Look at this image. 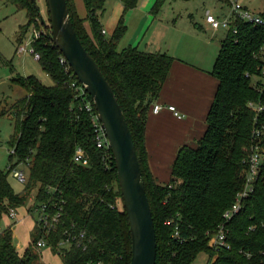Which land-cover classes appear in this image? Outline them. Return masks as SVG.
Wrapping results in <instances>:
<instances>
[{"label":"trees","instance_id":"1","mask_svg":"<svg viewBox=\"0 0 264 264\" xmlns=\"http://www.w3.org/2000/svg\"><path fill=\"white\" fill-rule=\"evenodd\" d=\"M107 1L84 0L88 17L82 19L74 1L67 0L78 37L114 90L131 130L155 223L156 264H192L201 252L210 255V264H264V161L254 193L227 224L230 249L216 250L213 245L225 212L246 186L255 144L253 131L264 125V110L256 123L257 113L250 106L254 103L264 109V29L242 21L233 22L228 29L211 72L218 87L207 115V129L195 146L179 150L170 182L161 184L149 168L145 135L149 113L169 78L174 58L133 46L120 50L119 43L127 33L125 15L140 0H119L124 15L111 37L103 34L99 20ZM166 1L157 0L151 13L156 14ZM7 2L27 14L21 34L30 25L40 28L41 11L33 0ZM261 16L264 18V10ZM33 46L53 85L46 86L35 76L12 78L27 96L10 109L14 115L10 145L15 149L10 154V168L25 167L29 181L21 193H15L8 180L12 170L0 169V218L25 205L38 188L40 201H45L49 188L62 193L64 215L61 228L52 235L46 236L37 226L33 249L23 257L14 246L12 227L2 231L0 264H44L35 251L38 242L46 239L57 253L63 227L72 224L93 241L87 251L75 247L59 255L64 264H130L131 235L113 154L97 148L91 117L71 87L72 79L60 64L62 54L50 37L42 36ZM260 147L264 156V135ZM78 148L85 151L87 166L74 162ZM110 204L118 207L112 210ZM176 228L183 243L173 237Z\"/></svg>","mask_w":264,"mask_h":264},{"label":"rangeland","instance_id":"2","mask_svg":"<svg viewBox=\"0 0 264 264\" xmlns=\"http://www.w3.org/2000/svg\"><path fill=\"white\" fill-rule=\"evenodd\" d=\"M157 0H140L138 7L134 11L132 20L127 26V33L120 42L119 49L125 47L136 29L138 20L143 19L145 12H151ZM119 3V0H108L106 3L107 10L110 11L112 6ZM148 7L146 8L147 4ZM241 3L248 7L253 13L261 14L264 10V0H241ZM36 4L41 11V15L46 23H48V9L46 0H36ZM211 11L220 20L230 13V7L219 0H167L160 10L154 14H150V23L155 20L153 26L149 30V25L140 38L138 44L142 50L146 42L156 37V32L162 37V52L167 53L171 57H177L188 63H196L198 61L214 63L218 56L221 40L224 38L228 29L220 28L214 30L205 25L206 12ZM131 11L125 15V19ZM156 18V19H155ZM27 14L25 11L18 10L12 3L7 0H0V169L6 170L10 167V153L12 147L10 139L14 134V115L10 109L23 97L27 96V92L15 85L11 79L17 75L28 77L35 76L44 85L52 86L51 77L45 73L39 62L35 60L30 51L23 54L18 53L19 46H26L28 50L33 48V32L37 28L30 25L25 34H21V28L27 25ZM199 24V25H198ZM43 28V24L40 23ZM202 28L205 30L202 31ZM149 30V31H148ZM144 38V39H143ZM159 38V39H160ZM158 40V39H157ZM138 44L136 46H138ZM12 65V66H11ZM13 67V69H12ZM3 112L6 114L1 115ZM9 183L15 193L23 190L12 175L8 178ZM34 193V199L33 198ZM25 205L16 208L18 218L11 221L8 214H4L0 218V224L13 229L14 246L20 256H25L26 252L33 249V239L35 236V225L39 218L38 208L42 206V202L38 199L39 188L36 189ZM19 194V193H18ZM30 210V214H28ZM20 217V218H19ZM9 220L6 226L5 221ZM40 253V258L44 264H64L62 258L49 248L43 250L35 249ZM215 261V259H213ZM212 262L207 252H201L192 264H210Z\"/></svg>","mask_w":264,"mask_h":264},{"label":"water","instance_id":"3","mask_svg":"<svg viewBox=\"0 0 264 264\" xmlns=\"http://www.w3.org/2000/svg\"><path fill=\"white\" fill-rule=\"evenodd\" d=\"M36 4V0H33ZM50 39L66 58L99 115L117 170L131 235L130 264H156L157 236L132 133L116 94L73 25L67 0H46ZM41 23L46 22L41 17Z\"/></svg>","mask_w":264,"mask_h":264},{"label":"crops","instance_id":"4","mask_svg":"<svg viewBox=\"0 0 264 264\" xmlns=\"http://www.w3.org/2000/svg\"><path fill=\"white\" fill-rule=\"evenodd\" d=\"M73 1L80 18L87 19L88 14L84 0ZM148 5L149 3L146 8ZM134 11L135 9L125 19L127 26L133 18ZM145 14L143 19L138 20L132 38L125 47L133 46L140 49L142 42L138 44V41L144 36V31L148 29L147 26L151 18V12H145ZM123 15L124 6L120 1L112 6L110 11L105 7V11L100 14L99 20L106 32L104 34L106 37L113 35ZM154 22L155 20L149 25V30ZM85 25L90 30L88 21L85 22ZM205 25L210 27L206 21ZM127 29L129 30L128 27ZM204 30L202 28V31ZM158 34L156 32L154 34L156 37L152 36L146 42L145 47L140 50L148 53H163L161 46L164 40H162V37L160 38L161 34L157 38ZM137 44L138 46H136ZM173 58L174 63L169 78L154 104L163 106V109L157 114L152 110L150 111L145 135L149 168L153 177L161 184L170 182L172 166L179 150L184 146H195L196 142L203 137L207 129V115L218 87V81L211 75L214 63L209 64L200 60L191 64L181 58ZM168 106L176 107L182 117H176L166 108ZM22 186L24 190L25 185ZM23 190L18 191V193ZM28 214H30V210H28ZM8 217L12 224L13 220L18 218V213L16 219H12L9 215ZM5 224L6 226L11 225L9 220H6ZM35 228H37V223ZM4 230L5 227L0 224V233Z\"/></svg>","mask_w":264,"mask_h":264},{"label":"built area","instance_id":"5","mask_svg":"<svg viewBox=\"0 0 264 264\" xmlns=\"http://www.w3.org/2000/svg\"><path fill=\"white\" fill-rule=\"evenodd\" d=\"M220 2L226 3L230 7V13L224 16L223 20H220L218 16H215L211 11L206 12V23L214 30H219L220 28L230 29L231 25L235 21H242L246 24H250L255 27H262L264 29V18L261 14L253 13L248 7L244 6L241 3V0H219ZM42 17V15H41ZM47 22V21H45ZM50 26L49 22L43 25V28H36L33 32V41L41 38L42 36L50 37ZM106 32L103 30V34ZM234 33H237V30H234ZM27 51H30L31 55L34 56L35 60L39 61L41 56L36 52L34 46L31 50H28L26 46H19L18 53L23 54ZM60 64L65 68V71L70 75L71 87L75 89L78 93V98L81 99L83 103V109L90 115L91 121L94 127L95 141L98 149L101 150H111L109 146V141L105 130L100 121L99 115L91 101L90 96L85 91L83 85L75 76L72 68L70 67L66 58L60 56ZM250 106L256 111V123H258L257 118L260 113L263 112V106L256 105L251 103ZM169 109L176 117L181 118L182 115L178 112L176 107L168 106ZM163 109L161 105H154L153 112L159 113ZM264 135V125L256 126L253 131V140L255 141L254 146L252 147L251 156L248 160L249 171L247 174V182L244 190L238 194L235 204L225 212L223 219L224 222L219 226L217 232L213 238V245L216 250L221 248L230 249V246L227 243L228 229L227 224L237 215L241 209L243 202L249 198L255 191L254 183L257 180L261 167L264 161V156L260 151V140ZM10 154H15V149H12ZM74 162L83 166L88 165V158L85 154V151L81 148H78L74 155ZM11 175L13 178L21 185H27L29 181V174L25 167H17L11 169ZM46 199L42 202V206L38 208L39 218L37 220V226L45 233L46 236L52 235L61 228L62 219L64 215L65 200L63 199L62 193L58 192L55 189L49 188L46 192ZM34 199L33 198L31 200ZM118 206L115 204H110L112 210L116 209ZM12 219L17 218L16 209H10L8 214ZM173 237L178 243H183L184 240L181 238L179 229L176 228V231L173 234ZM92 237L88 236V233L85 230H79L75 224H72L70 227H63L61 234V240L57 244V254L61 255L62 253L70 252L73 248L77 247L83 251H87L89 246L92 244ZM39 250L51 247L48 244L46 239H42L38 242Z\"/></svg>","mask_w":264,"mask_h":264}]
</instances>
